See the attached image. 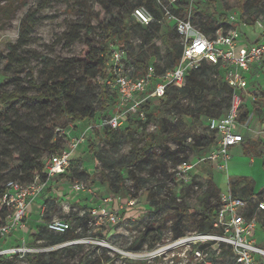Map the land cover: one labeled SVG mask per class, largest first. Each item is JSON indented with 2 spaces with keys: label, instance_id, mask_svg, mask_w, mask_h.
<instances>
[{
  "label": "rangeland",
  "instance_id": "374dc122",
  "mask_svg": "<svg viewBox=\"0 0 264 264\" xmlns=\"http://www.w3.org/2000/svg\"><path fill=\"white\" fill-rule=\"evenodd\" d=\"M99 1L0 0V91H27L30 94L35 92L27 84L28 67H15L5 57L10 52V46L18 42L20 24L27 12L42 6L38 14L39 22L28 39L27 46L20 50L33 69L35 79L40 81L43 77L50 76L43 64V58H47L58 67L59 73L80 87L81 99L87 103L84 105L90 106L93 111L98 107L97 99L100 94L111 99L114 93L109 87L106 88L103 79H85L70 61L81 55L87 42L95 41L103 45L106 43L110 59L114 52L124 51V70L139 72L142 68L135 61L137 59L142 62L138 55L143 39L141 33H131L132 56V53L129 54L117 42H103V33L98 27L99 20H115L118 7L111 4L110 9H103ZM138 1L129 0V3L136 4ZM192 1L185 0L186 4L181 7L182 11L186 10V14L181 12L179 16H192L193 34L199 32L212 36L211 28L222 23L219 20L220 15L226 16L227 23L232 16H239L236 0ZM191 3L193 12L189 10ZM204 12L215 15L214 23L206 29L203 26L207 21ZM259 19L264 22V16H259ZM130 20H133L132 16ZM165 26L161 28L158 38L144 47L146 58L143 62L146 61L148 66L154 67L157 64L165 67L167 47L160 39L164 35L171 45L183 46L185 42V38L180 37L172 27ZM201 67L202 65L199 69ZM249 74L257 79L255 86L251 83L248 90L240 92V95L254 112L260 113L264 109V61L260 67H253ZM195 104L194 98L191 100L183 97L177 107L164 110L159 118L173 124L184 122L191 126L194 120L185 112H190ZM143 110L144 118L135 119V123H128L120 131L124 134L123 137L118 133L111 137L104 136V132L99 129H94L89 134L86 146L74 155L76 158L73 161L78 172L69 170L68 176L71 178L53 184L46 194L49 201L40 208L38 202L33 204V212H30L25 222V242L23 243L21 231L14 233L12 239L15 242L10 243V238L6 239L0 246V256L4 257L0 264H30L29 257L34 259L40 255H46L48 264H86L83 260L85 257L87 264L106 258L112 259L110 264H138L140 261H145L146 264H214L213 255L197 260L193 245L175 246L177 240L193 238L201 229L199 213L203 211L201 200L205 190L199 188L195 177L208 178L212 175L221 190L220 197L228 193L230 179L236 176L249 177L255 182V187L247 200L258 204L264 201V161L257 157L249 158L235 149L231 153L227 170L218 171L208 160L216 145L214 134L207 124L193 127L186 132L180 145L164 137L160 146H151V141L158 134L155 123L150 118L154 110L152 105ZM245 110L241 106L238 120L240 124H243ZM0 111V130H6V123H11L16 128L15 135L0 131V167L7 169L2 174L3 183L12 179L19 168L17 159L19 154L25 153V147L29 150L39 147L42 150L44 141L53 135L55 127L63 125L64 128H70L77 124L60 118L55 109L44 110L37 102L18 105L12 111ZM80 123V127L84 125V128L94 125L92 119ZM251 125L252 122H249L246 128L250 130L245 135L246 143L250 138L259 136L254 129L257 130L260 126ZM97 132L98 137L95 136ZM91 142L94 144L92 148ZM140 150L146 152L143 158H137ZM251 153L255 155L254 150ZM46 156L47 154L42 160L46 161ZM183 164L193 168L180 173L179 168ZM76 183L82 184L84 190H72L71 186ZM56 195L64 197L58 200L51 198ZM105 200H109L107 205ZM78 204H82L84 208ZM180 205L189 210L187 216L178 217L175 207ZM105 207L112 213H117L115 223L102 215L101 210ZM37 208L40 212L35 220ZM134 211L138 214L135 215ZM253 218L257 223L253 240L260 244L264 242V215L258 211ZM55 219L66 220L81 238L52 245L47 238L49 233L44 224ZM42 230L45 231L44 237H40ZM32 231H36V236H32ZM177 231L183 232L184 237L176 239ZM15 247L32 252L1 255L5 249ZM68 247L73 249L61 251ZM58 251L57 257L49 255Z\"/></svg>",
  "mask_w": 264,
  "mask_h": 264
},
{
  "label": "trees",
  "instance_id": "16d2710c",
  "mask_svg": "<svg viewBox=\"0 0 264 264\" xmlns=\"http://www.w3.org/2000/svg\"><path fill=\"white\" fill-rule=\"evenodd\" d=\"M99 4L103 9H110L111 4L118 7V12L116 13L117 17L115 20L106 22H101L99 20L98 27L103 33V42H117L125 51H128L129 54L132 53L130 54L132 56L133 51L132 44L130 42L131 33H141L143 45L141 46V52L139 53L138 58L142 62L136 59L135 64L137 66H140V68L142 69H140L139 72H133L135 74V78H139L140 75L144 73V71L147 70V68L150 66L147 65L146 61L143 62L146 58L144 47L158 38L160 30L164 27V25L169 28H171L172 26L165 23H159V21L162 19V12L155 0H139L136 4L129 3V0H100ZM184 4H186L185 0H181L176 5H173L171 8L172 12L176 13L177 15H180L181 12L183 14H186V10L182 11L181 7ZM235 4L239 13L238 18L240 19L241 24H246L247 27L251 28L252 30L255 29L256 22L258 20H262L259 19V16H264V0H236ZM143 6H145L154 17V21L149 26H141L137 23L133 24L134 21L132 20V23V21L130 20L134 9ZM177 8H179V10ZM40 9H42V6H40L36 10L27 12L20 24V36L18 42L10 46V52L5 57V59L12 63L15 67H28L29 73L27 76V84L32 90L34 89L35 92L34 94H30L27 91H0V109L12 111L18 105L22 106L26 103L37 102L38 106L43 108L44 110L55 109V111L58 112L60 118H66L72 123L77 122L75 127L70 126V128H64L63 125L55 127L53 135L48 137L44 141L42 150L39 149V147H33L32 149L30 148V150L25 147V153L19 154V157L17 159V162L20 163L19 168L14 172L12 179L6 180L4 183V177L2 174L7 172V169L0 167V197L3 195L5 184L8 181H18L24 185H27L33 183L38 177V181L41 184H45V188L39 196L41 200L38 198L36 201L41 202L39 203V208L41 207V205L49 201V198L46 197V194L53 184H55L57 181L71 178L70 175L68 176L69 170L70 172L72 171L74 173L78 172V167L74 165L73 161L76 158H74L75 153L70 161L69 168L64 174L49 178L47 173L45 172V161L42 160L43 156L47 154L46 157L48 158L51 155L61 153L64 149L67 148L69 144V138L72 137V133H70V136L65 135L60 137L59 130L70 131L73 127L74 132L75 130H78L76 131L78 132V134L76 135L78 137L80 133L79 131L84 128V125L80 127V121L92 119L93 123L98 125L102 120L109 118L111 115L117 112L119 104V96L117 92L110 89L114 93L111 95V99H107L105 96H101L102 94H100L97 99L98 107L93 111L90 106L84 105L87 103L86 101L81 99L80 87L77 86L74 82L68 80V78L62 73H59L58 67L53 63H50L47 58H43V64L46 72L50 73V76L43 77L40 81H37L35 79L33 69L30 68L28 60L20 53V50L27 46L28 39L30 38L34 28L39 22L38 14L40 12ZM203 14L207 17V21L203 24L204 28L206 29L214 23L215 15H211L206 12H204ZM6 16H9V14L6 13ZM219 20H221L222 23H219L217 26L211 28L212 34H214L215 31L220 27L229 29L230 27L234 26V24L230 22L227 23L228 19L225 15H220ZM244 36L246 38L245 45H248L249 43L250 45H253L258 43L260 40L258 38L254 39V37L252 38L248 34H244ZM160 39L161 42L164 43L167 47V56L164 61L165 67L162 68L157 64H153L156 68L157 75H163L166 73V71L173 69L178 64L183 51L182 45H171L170 41L166 38L165 35ZM106 50V43L105 45H103L99 42L96 43L95 41H89L85 44V49L81 53V55L76 59L71 60L70 62L74 64V66L78 69L80 74L85 79H89L91 81L97 79L98 77L103 79L104 84L108 89L106 81L113 78V72H108V66L111 59L108 56ZM201 65L202 67L200 69L198 68L188 72L185 83L182 86H169L164 98L152 102L151 100L147 101L146 104L141 107V110L137 115H129L124 125H122L117 130H113L109 127L103 128L101 131L104 132V136L111 137V135L118 133L123 137L124 134L120 131L124 130L128 123H135V119L141 118V112H143L145 115V111L143 109L148 105H152L153 107L154 111L152 112V114H150V118L155 123L156 130L158 132V134L155 135V137L151 141V146H160L161 141L164 137L180 145L185 133L191 131L193 127L195 128L196 126L207 124V121L210 118H220L224 116L229 110L232 97L234 94H236V91L224 82L223 73L219 70L218 66H214L206 62H202ZM247 79L250 81L248 82L249 87L251 83L254 84L253 86H255L257 79H254V75L248 74ZM262 95V98H264V92H262ZM183 97H189L191 100L194 98V100L196 101V107L193 106V109L190 112H185L192 120H194V124H192L191 126L185 125L184 122L173 124L166 119L159 118L160 113H162L164 110H168L171 107H177L180 99ZM242 106L246 109L243 113V123H246L248 120H250L249 122H252V127L260 126L264 128V109L261 110L260 113H256L253 111V108H250L248 103H245L243 101V99ZM1 112L2 111H0V113ZM109 112L113 113L108 114ZM6 126V130L1 129L0 131L9 135L16 134V128L11 123H6ZM18 130L21 131L20 128H18ZM261 131L263 132V130ZM237 132L239 134H242V136L244 137L247 133H245L242 129H238ZM95 136L98 137L99 132L95 133ZM16 137H19V135H16ZM215 139L216 137L214 135V145H216ZM250 139L251 140L248 143L249 146L244 149L245 155H248L249 158L257 157L263 159L264 141L260 140L259 137L257 139ZM86 144L87 142L80 146L77 151H81L86 146ZM92 147H94L93 142H91L90 144V148ZM253 150L256 156L251 153L253 152ZM145 153V151L140 150L137 154V158H143ZM9 154L12 153L9 152ZM195 181H197L201 190H205L202 194L201 200L203 211L199 213V217L201 218V229L197 234L221 235V230L215 229L214 227L217 211L221 206V190L219 189L218 185L215 184L212 175L208 178L195 177ZM254 187L255 182L251 178L245 176L232 178L229 181V192L232 193L235 197L243 198L246 200L247 197L253 193ZM62 197H64V195H62L61 197H59L58 195H56V197L51 196V198H53L54 200L61 199ZM248 201L249 206L245 215L248 218H253L256 212L259 211L258 204L250 200ZM78 205L84 208L82 204ZM31 208L30 212L32 214L33 210H31ZM39 208H37L36 210L35 220L39 215ZM175 210L178 217H185L187 216V213H189V210L181 205L175 207ZM259 212L263 213L264 215V210H260ZM9 213V209L0 204V227L5 224ZM137 214L138 212H135V215ZM31 234L32 236H36V231H32ZM44 234L45 231L42 230L40 233V237H44ZM13 235L10 237V243L15 242V240L12 239ZM182 237H184V233L181 231H177L175 234V238L179 239ZM47 238L48 240H50L52 245H59L69 241H75L81 238V236L80 234H76L75 230L71 229L64 235H55L49 233L47 235ZM4 241L5 240H0V246L3 245ZM214 246L215 243H208L207 245L195 244L193 245V249L203 250L207 247L210 248L207 254L211 256L213 255L214 264H236L230 248L226 247L225 245H219L216 246V250H213L212 247ZM260 246L264 247V242L260 243ZM73 247L64 248L61 251H69L72 250ZM58 253L59 251L51 252L49 255L52 257H57ZM45 258L46 255H40L39 257H35L34 259L32 257H29L28 261L30 264H48ZM3 260L4 257L0 256V263L3 262ZM83 260L87 264V258L85 257ZM110 263H112V259L106 258L105 260H94L90 264ZM138 264H146V262L140 261L138 262Z\"/></svg>",
  "mask_w": 264,
  "mask_h": 264
},
{
  "label": "built area",
  "instance_id": "2783aa9c",
  "mask_svg": "<svg viewBox=\"0 0 264 264\" xmlns=\"http://www.w3.org/2000/svg\"><path fill=\"white\" fill-rule=\"evenodd\" d=\"M155 1L162 12V19L159 23L171 25L180 37L185 38L182 56L178 64L160 76L156 74L153 66H149L139 78H135L133 72L124 70L125 52H114L108 66V72H113V78L108 79L106 84L119 96L117 112L102 120L100 124L93 123V126L91 124L83 131L81 130L78 137H70L66 149L61 153L49 156L45 161V172L49 178L67 171L74 153L86 142L94 129L102 130L109 127L117 130L124 125L129 115H137L147 101L151 100L152 102L164 98L169 86H182L188 72L198 69L202 62L218 66L223 73L224 82L236 91L228 112L220 118H210L207 121L208 129L216 137V147L209 155L208 160L218 171H226L231 150L244 143V137L237 130L239 127L246 130L250 120L243 124L238 122L242 106L240 92L243 93L249 88L247 76L251 69L260 66L264 61V23L260 20L256 22L255 28L260 39L259 42L241 47V23L235 15L230 18V23L234 26L229 29L220 27L212 36H206L199 32L193 34L192 16L183 18L171 10L172 6L181 0ZM192 4L189 7L190 12L193 8ZM132 19L141 26H149L154 21L152 13L146 7L134 9ZM140 117H145L143 112L140 113ZM72 130H59V136H70V133L74 132ZM192 168L193 166L183 164L179 169L180 173H185L186 170ZM4 188L0 204L7 207L10 213L5 224L0 227V240H6L14 232L21 231L24 243L25 232H27L25 222L29 218L30 208L39 198L45 184H41L37 177L33 183L27 185L18 181H8ZM72 189L78 192L84 190V186L76 183ZM108 202L109 200H105L106 205ZM248 206L249 201L246 199L235 197L230 192L222 194L221 206L217 211L214 223L215 229L221 230V235L197 234L190 239L177 240L175 246L215 243L212 248L216 250V246L225 245L230 248L236 264H264V247L253 240L257 223L254 218L249 219L245 215ZM258 210H264V201L258 203ZM101 212L103 216L108 217V221L116 222L117 213H112L107 207ZM44 227L47 232L55 235H64L71 230V226L66 220L59 219L46 222ZM209 249L207 247L203 250H194L195 258L203 260L208 257ZM30 252L32 251L15 247L14 249H5L1 255Z\"/></svg>",
  "mask_w": 264,
  "mask_h": 264
},
{
  "label": "crops",
  "instance_id": "0c3cea01",
  "mask_svg": "<svg viewBox=\"0 0 264 264\" xmlns=\"http://www.w3.org/2000/svg\"><path fill=\"white\" fill-rule=\"evenodd\" d=\"M239 19V18H238ZM240 20V19H239ZM240 23H241V21H240ZM240 28H241V40H240V46H249L250 45V43L248 44V45H245V42H246V38H245V36H244V34H248L249 36H251L252 38L254 37V39H259V36H258V34H257V31H255L256 30V28L255 29H251V28H249V27H247V25L246 24H241L240 25ZM256 36V37H255ZM252 45V44H251ZM86 128V127H85ZM242 129L245 133L246 132H249L250 130H245V129H243L242 127H239L238 129ZM261 130H263L264 131V128H262V127H258V129L256 130V129H254V131H256V133H258V135L259 136H257V137H255L254 139H257L258 137L260 138V140H263L264 141V133L261 131ZM259 132H262V133H259ZM78 134V132H72V136L73 137H75L76 135ZM253 134H255V133H253ZM244 137V136H243ZM244 140H245V137H244ZM251 139H249L248 140V142L246 143V140L244 141V143L243 144H241V145H239V146H237V147H235V148H233L232 150H231V152H230V156H232L231 155V153H232V151L233 150H235V149H238V150H240L241 152H243L244 153V149L245 148H247L249 145H248V143H249V141H250ZM247 144V145H246ZM264 149V148H263ZM263 161H264V158L262 159ZM238 176H236L235 178H237ZM230 181V180H229ZM228 186H229V183H228ZM229 192V191H228ZM38 203H40V201L38 202Z\"/></svg>",
  "mask_w": 264,
  "mask_h": 264
}]
</instances>
